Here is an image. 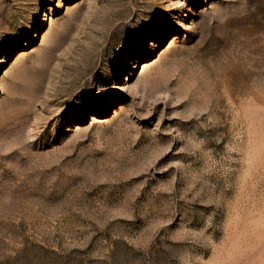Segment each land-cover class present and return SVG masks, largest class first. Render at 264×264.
<instances>
[{"label": "rangeland", "instance_id": "obj_1", "mask_svg": "<svg viewBox=\"0 0 264 264\" xmlns=\"http://www.w3.org/2000/svg\"><path fill=\"white\" fill-rule=\"evenodd\" d=\"M0 264H264V0H0Z\"/></svg>", "mask_w": 264, "mask_h": 264}, {"label": "bare ground", "instance_id": "obj_2", "mask_svg": "<svg viewBox=\"0 0 264 264\" xmlns=\"http://www.w3.org/2000/svg\"><path fill=\"white\" fill-rule=\"evenodd\" d=\"M117 88H116V86H115V88H114V90H116Z\"/></svg>", "mask_w": 264, "mask_h": 264}]
</instances>
